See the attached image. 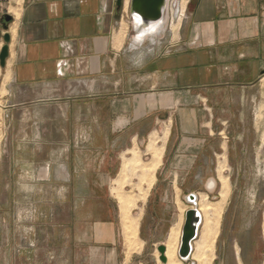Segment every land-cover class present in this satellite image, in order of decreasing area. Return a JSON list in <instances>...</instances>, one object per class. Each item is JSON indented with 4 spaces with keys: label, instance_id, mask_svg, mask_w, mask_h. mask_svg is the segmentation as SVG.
<instances>
[{
    "label": "crops",
    "instance_id": "0c3cea01",
    "mask_svg": "<svg viewBox=\"0 0 264 264\" xmlns=\"http://www.w3.org/2000/svg\"><path fill=\"white\" fill-rule=\"evenodd\" d=\"M129 1L0 0V50L4 33L10 36L0 65V234L8 232L11 190L25 185L23 157L41 149L55 158L93 148L100 178L94 187L106 189L109 180H120L125 161L141 153L140 145L159 133L162 154L160 144H148L151 157L155 149L161 159L145 203L155 231L166 225L171 203L198 196L195 190L211 191L220 163L232 170L237 151L260 139L254 120L256 82L264 72V0H192L176 36H155L150 45L130 37ZM52 158L43 168L48 176L56 172ZM26 164L38 173L34 159ZM99 233L95 261L74 264H125L115 234ZM106 239L113 245L111 262L104 260ZM146 240L162 243L151 235ZM37 249L22 247L17 264H53L38 262ZM240 251L234 247L237 264H243ZM0 253V264H7V247L0 245ZM25 254L33 255L31 262L24 263Z\"/></svg>",
    "mask_w": 264,
    "mask_h": 264
},
{
    "label": "rangeland",
    "instance_id": "374dc122",
    "mask_svg": "<svg viewBox=\"0 0 264 264\" xmlns=\"http://www.w3.org/2000/svg\"><path fill=\"white\" fill-rule=\"evenodd\" d=\"M183 2L185 3L184 9ZM173 3L181 6L183 14L180 19H177L179 17L177 13H172ZM192 6V0H169L165 28L156 35L155 39L161 36L164 40L175 37L180 25L189 20ZM174 25H176L175 28ZM129 34L130 37L133 35L131 31ZM150 42L151 39H146L144 44L150 45ZM154 51L157 52L158 49ZM256 83L258 90L261 91L255 93L257 117L254 121L260 139L257 142L253 140L248 142L244 153L240 154L239 150L237 151V155L231 160L232 170L224 171V164L220 163L216 185L211 191L195 190L199 198L205 197L208 201L217 203L221 200L220 192L224 184L222 182L228 184L227 197L218 217L215 239L213 238L214 241H212V258L210 257L209 264H237L233 253L234 247L237 248V246L241 250L243 264H264V72ZM248 128L250 131L254 130V122L250 123ZM250 137H254L253 132ZM157 138L158 136L154 139ZM154 139H149L150 142L140 145L141 153H133L132 158L136 155L141 163H150L151 155L148 146L151 142L156 146L160 144L162 153L164 141ZM95 143L85 142L87 146L88 144L94 146ZM46 151L43 149L36 151L38 154L34 158L23 157L25 170H28L24 171L21 177L25 181L24 188H13L9 194L8 232L6 234L2 229L0 234V245L7 247V264H17L19 260L17 256L20 255L21 248H26L31 244L38 248L34 255L38 262L44 263L51 260L53 264H64L71 259L74 264L83 259L95 261L96 247H99L102 242L100 230H103L104 234H115L116 246L121 251V260L125 264H163L159 259L160 253L157 247L161 244L167 247L172 232L178 236L177 245L179 246L185 211L191 208L192 204L182 195L181 200L178 199L177 203H171L164 217L161 216L167 220L164 222L166 225L155 231L150 230L155 215L151 206H146L145 203L157 168L152 178L143 179L140 172L134 169L133 165L128 162L129 160H126L120 180L114 185V179L109 180L108 188L99 189L94 187L100 178L93 171L96 163L93 148L71 151V156L51 157L55 161L52 168L56 169V172H51L50 176L47 175L46 168L43 169L46 167L47 160L51 159L45 155ZM57 152L63 151L57 150ZM33 159L35 161L34 170L39 164L38 173L31 172V166L26 164L27 161ZM64 163H67L71 170L64 171ZM12 179L16 180L17 175H13ZM32 180L38 181L35 183L36 186L27 187V182ZM147 183L150 187H146ZM112 185L113 187L120 185L121 192L128 196L136 195L137 197L141 194L144 196L146 191L144 198L140 197L135 200L129 209L130 215L137 218L138 223L137 240L132 247H129L128 243L127 247L122 235L117 217L119 204L111 188ZM201 214L202 224L193 243V251L196 242L201 238L204 220L207 219L204 212L201 211ZM177 216L179 220H176ZM106 221L110 222L111 227ZM147 235L160 239L162 243L156 245L153 241L149 242L146 240ZM108 241L106 239L103 246L105 262H111L108 256L113 245ZM178 246L174 255L181 262L177 255ZM0 256L3 259L4 254L0 253ZM32 259V254H25L24 263L27 260L31 262ZM181 264H190V261Z\"/></svg>",
    "mask_w": 264,
    "mask_h": 264
},
{
    "label": "bare ground",
    "instance_id": "6f19581e",
    "mask_svg": "<svg viewBox=\"0 0 264 264\" xmlns=\"http://www.w3.org/2000/svg\"><path fill=\"white\" fill-rule=\"evenodd\" d=\"M167 5H168V2L166 4V9H165V12H164V15H163V18L161 19V21L159 23L151 26V28H149V29H146V30L145 29H138V24H139L138 18L134 17L132 19L133 28L135 29L133 32V35H132L133 42L141 43V42L145 41V39H151L152 40V39H154V37L156 35H158L159 33H161L164 30L166 15H167ZM179 6L180 5L178 3L177 4L173 3V7H172V13L175 12L179 16V17L177 16L178 17L177 19H180L182 14H183V11L181 10V6L180 7ZM154 140H157V139H154ZM158 152H159L158 150L153 149V152H152L153 158L151 157L152 160H150V163L142 162L143 163L142 164L139 161V158L136 157V155H135V158L130 159L128 162L133 165L135 170H138L140 172L143 179H145V178L148 179L151 176L153 177L152 174L154 173L155 167H156V165H158V162L160 161V158H158V157H160ZM158 159H159V161H158ZM146 181H148V180H146ZM223 181H225V179ZM144 182H145V180H144ZM222 183H224V184H223V188L220 192L221 193V198H220L221 200L219 202L212 203V202L208 201L205 197L199 198V195H198L197 205L195 207L199 210L200 214H201V211L204 212L207 219L204 220L205 223H204V229H203L201 238L199 241L196 242V245H195V248L193 251V243L198 236L197 234H198L199 228L202 224V214H201V222H200L199 227H198V231L196 234L197 236L192 242L193 255L191 252V255L188 259H182V260L178 256V258L181 260V262L176 259L174 254H175L176 247L178 246L177 245V241H178L177 237L178 236L172 232L169 236L168 244L166 243L167 247L165 246L166 247V251H165L166 262L165 263L162 262L163 264H181L182 262H188V261H190V264H209L210 263L209 260H210L211 253H212V249H211L212 248V241H214L213 238L217 232L218 217H219L220 212L222 210V207H223L222 205L224 204L226 197H227L226 191L228 190V186H227L228 184H226V182H222ZM139 184H141V183H139ZM138 187H140V186H138ZM146 187H150V186H148V183H147ZM141 188H143V187H141ZM144 189L146 190V188H144ZM121 191L122 190H120V188H117V187L113 188V193L115 194V197L118 200V204H119V216H120V221H121V225H122L123 233H124V237H125L124 239H126L127 243L129 244V247H132V246H134V244L136 243V240H137L136 232H137V224L138 223H137V218H134L130 215L131 211L129 209H131V206H132V204L135 203V200H137L140 197L144 198L146 191L144 192V196H143V194H141L140 196L137 194L138 195L137 197H135L136 195H132V196L131 195H129V196L125 195ZM172 230H174V229H172ZM176 230L177 229H175V231ZM263 230H264V228H263ZM180 237H181V235H180ZM179 243H180V240H179ZM177 255H178V250H177ZM191 257H192V260H191ZM167 259H168V262H167Z\"/></svg>",
    "mask_w": 264,
    "mask_h": 264
},
{
    "label": "water",
    "instance_id": "95a60500",
    "mask_svg": "<svg viewBox=\"0 0 264 264\" xmlns=\"http://www.w3.org/2000/svg\"><path fill=\"white\" fill-rule=\"evenodd\" d=\"M122 0H118V5L121 6ZM167 0H130L129 11L132 18L136 17L139 20L138 29H149L151 26L159 23L163 18L166 9ZM5 21L10 20V16L4 17ZM7 27V26H5ZM133 30H135L133 28ZM10 36L4 33V45L0 50V65H5V60L8 57V43ZM198 196L194 193L187 195L186 200L192 204V207L185 211L184 223L181 230L180 243L178 247V256L182 259H188L192 252V242L196 238L199 224L201 222V214L195 207L197 205ZM159 251V259L165 263L166 247L161 244L157 247Z\"/></svg>",
    "mask_w": 264,
    "mask_h": 264
},
{
    "label": "flooded vegetation",
    "instance_id": "af4514ba",
    "mask_svg": "<svg viewBox=\"0 0 264 264\" xmlns=\"http://www.w3.org/2000/svg\"><path fill=\"white\" fill-rule=\"evenodd\" d=\"M9 21H10V20H8V21L3 20V25H4V26H7L8 23H9Z\"/></svg>",
    "mask_w": 264,
    "mask_h": 264
},
{
    "label": "built area",
    "instance_id": "2783aa9c",
    "mask_svg": "<svg viewBox=\"0 0 264 264\" xmlns=\"http://www.w3.org/2000/svg\"><path fill=\"white\" fill-rule=\"evenodd\" d=\"M169 0H167V2H168Z\"/></svg>",
    "mask_w": 264,
    "mask_h": 264
}]
</instances>
